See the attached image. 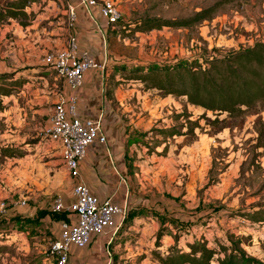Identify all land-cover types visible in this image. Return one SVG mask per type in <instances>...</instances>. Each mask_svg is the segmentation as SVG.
<instances>
[{"label": "rangeland", "instance_id": "obj_1", "mask_svg": "<svg viewBox=\"0 0 264 264\" xmlns=\"http://www.w3.org/2000/svg\"><path fill=\"white\" fill-rule=\"evenodd\" d=\"M10 1L14 0L0 3ZM49 1L60 6L55 14L49 11ZM111 1L128 30L107 33L109 66L116 62L126 69L109 67L105 79L106 95L125 128L127 184L149 206L170 214L165 220L161 217L157 227L150 222L139 225L140 230H128L124 238L133 239L128 246L133 245L138 255L127 257V264H160L152 250L161 225L165 231L160 250L165 254L175 237L178 248L184 250L194 241H205L215 249L220 244L232 248L239 241L248 255L264 261V224L240 215L264 207V102L242 115H217L188 103L184 96H164L125 78L137 65L177 59L203 62L264 41V0ZM31 3L35 11L26 17L0 22V73H11L16 80H5L3 88L10 94L0 95V203L6 206L0 215V264H56L49 253L54 240L49 225L29 211L52 208L54 199L65 196L72 184L56 144L43 133L56 94L65 88L43 58L48 50L58 48L53 39L63 37L61 31L51 32L66 29L67 13H60L67 9L66 0H32L27 6ZM205 9L211 10L210 16L190 26L135 29L144 19L188 18ZM21 21L36 24L31 33L39 31L30 36L34 37L31 48L17 43L25 39L21 28L27 25ZM43 39L51 44L45 45ZM185 113L199 124L194 133L185 134ZM178 114L183 116L176 118ZM169 127L183 134L164 137L157 132ZM164 145L166 151H162Z\"/></svg>", "mask_w": 264, "mask_h": 264}, {"label": "trees", "instance_id": "obj_2", "mask_svg": "<svg viewBox=\"0 0 264 264\" xmlns=\"http://www.w3.org/2000/svg\"><path fill=\"white\" fill-rule=\"evenodd\" d=\"M32 0H14L5 4L0 3V22L4 20L16 19L19 16H27L26 6ZM210 9H205L188 18L174 20L148 18L142 20L136 30L142 32L152 29H161L164 26L185 27L190 26L197 21L206 19L210 16ZM29 22L21 21L22 26ZM124 29V30H123ZM128 31L126 24L122 23V18L109 25V34H119V32ZM111 63L109 67L114 71L125 70L126 66L115 65ZM11 73H0V95H9L10 91L5 89V80H13ZM126 79H135L143 83L145 89L158 90L162 95L184 96L188 103L200 106L206 111L214 114L226 113L227 115H242L247 110L256 106L258 102H264V41H257L253 46L233 51L223 56H212L204 58L203 62L199 59L187 60L177 59L174 62L163 64L149 63L147 66L137 65L131 68ZM4 82V83H3ZM15 82L10 83L13 86ZM2 100L0 98V109ZM183 116L178 114L176 118ZM185 126L188 133H194L195 127L199 124L197 121L190 120V114L185 113ZM205 116H201L203 118ZM157 132L164 137L182 135L181 130L175 127L161 128ZM156 143L153 149L161 145ZM145 145L151 147L149 143ZM163 146L162 151H166ZM153 151V150H152ZM4 152V150H3ZM5 153L12 157L14 153L11 150H5ZM41 214L45 213L43 211ZM54 214V213H53ZM251 222L264 224V207H258L251 212H240ZM127 221L123 222L118 229L121 230ZM165 228L160 226L156 233L152 254L160 264H212L215 260L217 264H264V261L248 255L239 246V241L232 244V248L220 244L219 249L209 248L205 241H194L187 244V250L178 248L177 237L175 242L169 245L166 254L160 250L161 238L164 235ZM222 255V256H221ZM216 256V257H215Z\"/></svg>", "mask_w": 264, "mask_h": 264}, {"label": "crops", "instance_id": "obj_3", "mask_svg": "<svg viewBox=\"0 0 264 264\" xmlns=\"http://www.w3.org/2000/svg\"><path fill=\"white\" fill-rule=\"evenodd\" d=\"M31 4V6H26L28 15L30 11H35V5ZM48 5L52 6L49 11L54 14L60 7L56 5L55 1H49ZM66 5L67 9L60 13H68L69 8L74 7L76 20L71 27L67 25L66 29L61 27H58V31L53 29L51 33L60 34L61 31L63 35V37L53 39V42L56 47H61L66 42L68 35H71L75 38L79 49L87 50L99 63V67L91 68L85 73L82 84L76 90L78 97L76 112L82 119L100 117L103 130L107 136L106 145L93 143L86 148L85 156L80 162L79 180L84 182L90 192L99 198H110L113 203L126 208L127 216L125 219L128 221L124 231H117L115 234L112 231L93 234L90 242L85 247L72 246L69 253V264H127L128 262L125 260L127 257L138 255L133 245L128 246L131 241L133 242V239L128 241L124 238L128 234V230H140L139 225L144 224L147 226L150 222L157 227L158 223L161 222V217L165 220L164 216L166 214L170 216V214L168 211H163L153 205L149 206L142 197L134 195L129 188V184H127L126 171L128 168L127 162L129 161L126 159L129 154L126 149L125 128L122 119L114 113V108L106 95L105 79L109 75L110 70L107 67L111 62L106 43V38L110 39L107 35L109 25L99 15L98 6L88 10L80 4V0H66ZM57 22L59 24V21ZM35 27L36 24L33 23L27 25L24 29L21 28L22 32L25 33V39L20 37L21 39H18L19 42L17 43H21L25 49L33 46L31 42L34 37L30 36L39 33V31L31 33V30H34ZM27 32H29L28 36H26ZM45 40L47 39H43L41 42L45 45L51 44L49 41L45 42ZM48 40L52 39L48 37ZM13 52L16 54L15 48H13ZM63 90L67 91L66 86ZM57 151L60 157V151ZM122 177L125 180H122ZM71 182L67 194L63 197L57 196L65 202L74 200L72 195L73 179H71ZM63 187H65V184ZM35 208L30 209V215L35 214L40 221L49 225L53 239H58L60 237L61 222L68 219V216L65 213L53 214L51 213L52 208H39L37 210ZM41 211L45 213L41 214ZM147 211H151L150 214ZM116 219L119 221L120 217ZM145 226H143L144 229Z\"/></svg>", "mask_w": 264, "mask_h": 264}, {"label": "built area", "instance_id": "obj_4", "mask_svg": "<svg viewBox=\"0 0 264 264\" xmlns=\"http://www.w3.org/2000/svg\"><path fill=\"white\" fill-rule=\"evenodd\" d=\"M80 4L90 10L99 3L98 0H80ZM98 7L99 15L108 25L120 19V13L111 0H103ZM75 20V9L70 7L67 13L68 27H71ZM43 61L64 81L67 88V91L61 90L56 94L43 133L48 140L57 144L64 168L74 181V200L65 202L61 197H56L53 201L52 211L65 213L68 219L61 222L60 237L51 243L49 249L56 264H69L72 246L85 247L93 234L108 231L115 234L123 224L127 210L113 203L110 198H99L79 180L80 162L85 156L86 148L93 143L107 144L101 118L82 119L76 112V90L82 84L85 73L91 68L99 67V63L87 50H80L71 35H68L62 47L48 50ZM122 180H125L124 177ZM5 212V202H1L0 215ZM117 217H120L119 221Z\"/></svg>", "mask_w": 264, "mask_h": 264}]
</instances>
